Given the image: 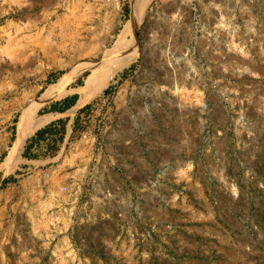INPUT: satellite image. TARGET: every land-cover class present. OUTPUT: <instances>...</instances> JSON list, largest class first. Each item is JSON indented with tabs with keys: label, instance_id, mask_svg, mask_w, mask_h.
Segmentation results:
<instances>
[{
	"label": "rangeland",
	"instance_id": "1",
	"mask_svg": "<svg viewBox=\"0 0 264 264\" xmlns=\"http://www.w3.org/2000/svg\"><path fill=\"white\" fill-rule=\"evenodd\" d=\"M140 7L133 57L86 97ZM74 69L9 160L23 111ZM0 264H264V0H0Z\"/></svg>",
	"mask_w": 264,
	"mask_h": 264
},
{
	"label": "bare ground",
	"instance_id": "2",
	"mask_svg": "<svg viewBox=\"0 0 264 264\" xmlns=\"http://www.w3.org/2000/svg\"><path fill=\"white\" fill-rule=\"evenodd\" d=\"M145 2L147 3V0H145ZM141 9L143 8L140 7L134 11L133 18L125 27L117 44L111 49L104 50V58L99 62L90 63L89 69L91 73L86 80L85 86L81 89L86 97H88L87 95L89 92L100 91L105 88L110 78H112L114 74L122 67L121 64L123 63L117 64L119 62L116 61V63L113 61V63L108 66V68L104 69L100 80H98L100 69L107 65V63L110 62V60H112L115 55H121L125 59H130L133 57L136 49L135 39L128 40V37H134L137 27L139 26V22L143 18L144 13L141 12ZM80 71L81 69H74L65 73L56 83L50 85L37 101L26 107L19 120L18 135L11 151L9 160H14L16 157H18L25 145L27 138L34 134L39 128L44 127L51 120V117L49 116H38L37 112L39 108L52 102L53 100L61 99L67 96L72 91L69 89V85L76 79ZM83 102L84 101L82 100L81 104Z\"/></svg>",
	"mask_w": 264,
	"mask_h": 264
},
{
	"label": "crops",
	"instance_id": "3",
	"mask_svg": "<svg viewBox=\"0 0 264 264\" xmlns=\"http://www.w3.org/2000/svg\"><path fill=\"white\" fill-rule=\"evenodd\" d=\"M25 65V66H24ZM31 65V64H30ZM32 67H34V68H36V74H37V78L40 80L41 79V81H42V83H44L45 82V79H46V76H47V72H46V69H45V67L40 63V61H38L37 63H32V65H31ZM30 68V66L29 65H26L25 63H21V65L20 66H17L16 67V71H21L22 73H25V72H27V70ZM54 125H56L55 123H54ZM11 131H13V130H11ZM71 132H73V127H70L69 125H67V127H66V133H67V135H66V137H65V139L63 140V141H65L66 142V140L68 139V135L71 133ZM45 135H44V137H43V139L46 137V133H44ZM8 135H10V132H6V136H8ZM38 137H35V140H39V139H37ZM33 140V139H32ZM32 140H31V138L30 139H28V143H31L32 142ZM50 142H51V139L50 138H47V139H45V144L43 145V152H44V155H45V159H46V161H49V160H51V159H49V157H51V155H52V153L50 152V151H48V149H49V147H50ZM39 144V143H38ZM41 144V143H40ZM36 146L37 145H34V147H32L31 148V150L33 149V148H36ZM41 146V145H40ZM25 149H27V147L25 148ZM53 191V190H52ZM55 192L57 193V195H55V196H53L52 198H50L49 200H48V202H49V205L50 206H58V205H60V203L61 202H63V199L62 198H60V193H59V189H56L55 190Z\"/></svg>",
	"mask_w": 264,
	"mask_h": 264
},
{
	"label": "trees",
	"instance_id": "4",
	"mask_svg": "<svg viewBox=\"0 0 264 264\" xmlns=\"http://www.w3.org/2000/svg\"><path fill=\"white\" fill-rule=\"evenodd\" d=\"M82 83V81H80ZM77 99H78V96H73L71 98H67L64 103H58V104H53L51 107H50V111H55V112H65L67 111L68 109L72 108L76 102H77ZM61 124H62V132H63V135L61 136V140H64V133L66 131V127H67V122L66 121H60ZM52 126H55L54 123L52 125H50L47 129H43V130H40L38 131L37 133V136H42L44 135V133L47 132L48 129H50ZM31 149V146H28L27 147V150H30ZM25 155H27L25 153Z\"/></svg>",
	"mask_w": 264,
	"mask_h": 264
}]
</instances>
